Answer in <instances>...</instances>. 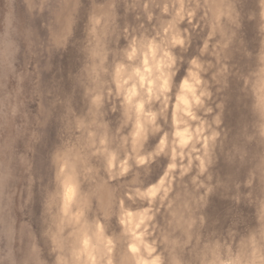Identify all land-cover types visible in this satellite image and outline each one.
<instances>
[{"label":"clouds","instance_id":"1","mask_svg":"<svg viewBox=\"0 0 264 264\" xmlns=\"http://www.w3.org/2000/svg\"><path fill=\"white\" fill-rule=\"evenodd\" d=\"M0 264H264V0H0Z\"/></svg>","mask_w":264,"mask_h":264}]
</instances>
